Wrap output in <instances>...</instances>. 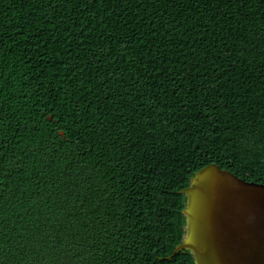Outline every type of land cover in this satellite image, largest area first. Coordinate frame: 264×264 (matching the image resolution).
I'll use <instances>...</instances> for the list:
<instances>
[{
	"label": "trees",
	"instance_id": "trees-1",
	"mask_svg": "<svg viewBox=\"0 0 264 264\" xmlns=\"http://www.w3.org/2000/svg\"><path fill=\"white\" fill-rule=\"evenodd\" d=\"M211 163L264 183V0H0V264H195Z\"/></svg>",
	"mask_w": 264,
	"mask_h": 264
},
{
	"label": "water",
	"instance_id": "water-1",
	"mask_svg": "<svg viewBox=\"0 0 264 264\" xmlns=\"http://www.w3.org/2000/svg\"><path fill=\"white\" fill-rule=\"evenodd\" d=\"M182 191L185 234L172 254L188 249L195 264H264V183L211 163Z\"/></svg>",
	"mask_w": 264,
	"mask_h": 264
}]
</instances>
